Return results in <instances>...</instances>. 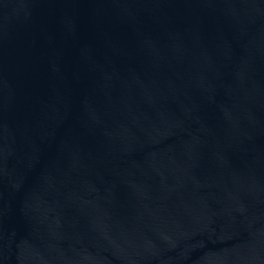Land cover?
I'll return each mask as SVG.
<instances>
[{
  "label": "water",
  "instance_id": "1",
  "mask_svg": "<svg viewBox=\"0 0 264 264\" xmlns=\"http://www.w3.org/2000/svg\"><path fill=\"white\" fill-rule=\"evenodd\" d=\"M0 264H264V0H0Z\"/></svg>",
  "mask_w": 264,
  "mask_h": 264
}]
</instances>
